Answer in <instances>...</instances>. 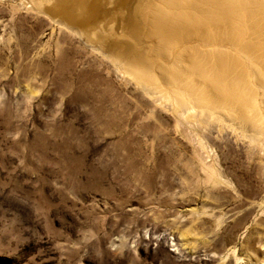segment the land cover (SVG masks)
<instances>
[{
    "label": "rangeland",
    "instance_id": "obj_1",
    "mask_svg": "<svg viewBox=\"0 0 264 264\" xmlns=\"http://www.w3.org/2000/svg\"><path fill=\"white\" fill-rule=\"evenodd\" d=\"M137 2L96 0L81 34L54 0H0V264H264L260 64L179 43L234 60L260 117L186 111L125 70L173 62L135 32Z\"/></svg>",
    "mask_w": 264,
    "mask_h": 264
},
{
    "label": "bare ground",
    "instance_id": "obj_2",
    "mask_svg": "<svg viewBox=\"0 0 264 264\" xmlns=\"http://www.w3.org/2000/svg\"><path fill=\"white\" fill-rule=\"evenodd\" d=\"M95 1L54 0L55 6L48 7V10L55 13L53 16L56 19L62 20L55 21L57 24L73 25L82 34L81 29L92 24L98 16ZM134 9L138 23L135 32L142 29L147 40L154 43L158 50H168L173 62L155 66L153 62L142 63L138 55L134 61L127 63L126 72L153 89H159L162 84L169 86L176 104L186 111H194L196 105L220 108L242 124L251 122L258 125L254 116L244 115V106L250 94L244 92L247 86L238 82L243 74L242 70L235 73L237 64L234 60L219 50H200L197 45L196 48H180L176 55L173 49L193 38L203 44L213 40L222 45L230 41L252 63L258 61L264 71V39L258 37L246 41L243 37L247 31L249 34L264 32V0H138ZM73 32L78 33L77 30ZM262 70L257 71L260 74L255 84L264 89Z\"/></svg>",
    "mask_w": 264,
    "mask_h": 264
}]
</instances>
